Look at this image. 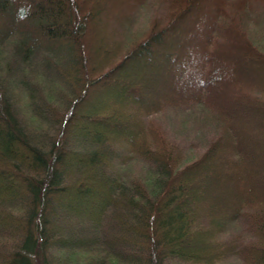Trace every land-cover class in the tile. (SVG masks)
Wrapping results in <instances>:
<instances>
[{"label":"trees","instance_id":"1","mask_svg":"<svg viewBox=\"0 0 264 264\" xmlns=\"http://www.w3.org/2000/svg\"><path fill=\"white\" fill-rule=\"evenodd\" d=\"M0 264H264V0H0Z\"/></svg>","mask_w":264,"mask_h":264}]
</instances>
